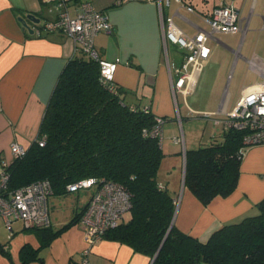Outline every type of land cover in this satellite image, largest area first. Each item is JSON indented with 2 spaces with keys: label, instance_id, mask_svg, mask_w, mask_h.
<instances>
[{
  "label": "crops",
  "instance_id": "0c3cea01",
  "mask_svg": "<svg viewBox=\"0 0 264 264\" xmlns=\"http://www.w3.org/2000/svg\"><path fill=\"white\" fill-rule=\"evenodd\" d=\"M73 1L69 9L71 16H74L76 4L80 2L91 3L107 15L112 30L95 36L94 49L100 59L119 58L122 61L115 72L114 84L125 91V99L129 103L149 107L155 116L163 118L161 150L164 157L160 168L164 164L167 168L164 180L158 179L157 174V181L175 200L173 226L204 243L224 225L255 214L256 205L264 199V145L247 148L235 189L227 197L213 198L206 206L184 185V171L185 151L200 147L208 122L221 126L220 135L222 125L214 121L226 118L241 99L244 88L260 87L264 83V0H184L194 8V13L187 12L170 0L168 7L164 8V15L172 17L174 23L188 26L190 32L180 29L187 36L193 37L200 30L210 34L205 41L210 55L190 94L194 96L193 106L185 98L183 111L177 107L176 95L171 88L176 75L167 63L175 64V61L167 57L168 41H163L157 0H120L118 3L117 0ZM221 3L233 5L247 20L243 37L240 33L211 34L202 21V17ZM29 14L39 19V23L27 20ZM56 16L52 3L0 0V161L12 159V144L26 150L35 141L59 74L75 55L74 42L64 33L42 30L37 36L28 31L41 28L44 21H52ZM19 19H23L28 27ZM250 59H254L262 72L249 67ZM239 66L240 74L246 76L247 83L232 105L233 97L228 87ZM200 82L201 90L196 94V86ZM197 113L206 121L201 134L194 133L192 129L194 124L201 122L190 120ZM178 125L183 127L182 147L179 146L180 141L174 142L179 140L176 136ZM209 133V140L216 136L211 129ZM88 191L82 202L79 196H70L74 192L48 198L51 231L61 229L75 214L83 211L93 194L92 189ZM32 235L36 243L35 247L30 245L37 248L40 242L35 234ZM85 248L86 237L77 223L39 249L37 259L28 264H81ZM87 258L89 264H152L153 261L125 244L103 238L90 248Z\"/></svg>",
  "mask_w": 264,
  "mask_h": 264
},
{
  "label": "trees",
  "instance_id": "16d2710c",
  "mask_svg": "<svg viewBox=\"0 0 264 264\" xmlns=\"http://www.w3.org/2000/svg\"><path fill=\"white\" fill-rule=\"evenodd\" d=\"M124 92L100 82L96 60L82 53L69 59L50 95L37 138L5 168L4 196L44 180L50 182L53 196L66 195L67 186L83 180L113 182L129 194V219L107 230L103 239L129 246L151 258L152 264H264V199L255 214L224 225L204 243L173 226L175 200L157 181L164 157L161 142L149 134L160 117L149 107L129 103ZM244 134L222 130L208 145L185 151L184 185L201 204L227 197L235 189ZM85 208L57 231L31 229L39 246L24 243L18 263L10 264L37 259L39 249L79 223Z\"/></svg>",
  "mask_w": 264,
  "mask_h": 264
},
{
  "label": "built area",
  "instance_id": "2783aa9c",
  "mask_svg": "<svg viewBox=\"0 0 264 264\" xmlns=\"http://www.w3.org/2000/svg\"><path fill=\"white\" fill-rule=\"evenodd\" d=\"M41 1L52 3L57 11V16L52 21H44L41 28H33L32 32L37 36L42 30L64 33L74 42L75 54L82 53L97 61L100 82L110 90H114L115 72L122 61L119 58L100 59L94 49L95 36L99 33H110L112 30L107 15L88 2L77 3L75 14L71 16L69 9L70 4L74 3L73 0ZM174 1L187 12H195L194 8L186 4L184 0ZM118 2L120 0H117ZM157 2L160 8L164 43L168 41L187 50L180 66L167 63L169 69L176 75L175 81L171 83L173 95L181 94L185 99L194 91L196 78L210 55V49L205 42L210 34L200 30L193 37L187 36L175 25L172 17L165 16L163 13L170 0H157ZM202 21L209 27L211 34L240 33L243 37L247 28V20L242 18L240 11L231 4L217 5L208 15L202 17ZM248 63L251 69L262 72L254 59L248 60ZM259 86L244 88L241 99L226 115V118L223 121H214L216 124H221L223 130L233 129L245 133L242 139L243 147L240 150L242 155L249 147L264 145V83ZM203 116L208 117V115ZM156 122L149 134L161 142L163 120L158 118ZM145 134H147L146 131ZM174 142L178 143L179 140L175 139ZM39 145L42 146L43 141H39ZM10 153L12 157H21L24 155L25 149L17 144H12ZM8 165L9 161H0V217L9 233L8 237L12 236V224L15 221H20L23 228L27 230L48 228L50 226L48 198L52 193L50 182L48 180L34 182L5 197L4 191L8 181L5 168ZM79 189H93V194L79 220V225L86 237V248L82 252L81 264H89L87 256L90 248L102 239L107 230L115 228L122 221L130 208V198L121 186L109 181H101L97 185L95 179H88L67 186L69 192ZM3 249L6 250V246Z\"/></svg>",
  "mask_w": 264,
  "mask_h": 264
},
{
  "label": "rangeland",
  "instance_id": "374dc122",
  "mask_svg": "<svg viewBox=\"0 0 264 264\" xmlns=\"http://www.w3.org/2000/svg\"><path fill=\"white\" fill-rule=\"evenodd\" d=\"M176 26L179 29H182L184 31H189L188 26H186L185 24H181L176 22L175 23ZM167 50H168V55L167 57H169L170 61H175V64L177 66H180L181 63L184 61L185 55L187 54V50L184 48H180V46L178 45H174L170 42L167 43ZM242 60H240L239 65H241ZM246 76L240 74V66L238 68L235 69V72L233 73L232 76V80L230 81L229 84V93L232 95V105L235 103V101L238 99L239 97V91L242 88V86L247 83L246 80ZM199 90H201V82L198 84V86H196V94L199 92ZM195 94V95H196ZM194 96L193 95H189L186 97L185 101L190 105L193 106L192 104V98ZM204 100V99H202ZM176 103H177V107L180 109V111H183L184 108V98L181 94H177L176 95ZM231 105V106H232ZM201 114H194L193 118L190 120L193 121H200L201 123L199 124V122H197L196 124L193 125L194 129V133H199L201 134L202 131L204 130V123L206 121H203V119L201 118ZM213 118V117H212ZM209 120V119H207ZM185 123L186 119L183 120ZM208 122V121H207ZM207 131H205L204 134V138L200 140V144L199 146H206L209 144V129H211V131L215 132L216 136L219 135L220 131H221V126H215L212 122H208V126H207ZM187 128V127H186ZM177 133L176 136L179 137V141H180V147H182L183 145V141H181V134H183V127L182 125L177 126L176 129ZM186 133V132H185ZM166 133L164 131V138H163V142L166 141ZM186 148V147H185ZM167 165L164 164L163 167L160 168L159 172H158V179H160L161 181L164 180V176L166 174H164L165 169ZM89 191L88 190H78L77 192L71 193L70 196L76 197L79 196L80 197V202H82L85 198L86 195ZM124 221H127L129 219V214H125L123 217ZM12 228H13V233L11 237H8V232L4 227V224L2 222V219L0 217V264H10L11 262L14 263H18V252L20 247L24 244V243H29L31 244L33 247H35V238H34V232L32 230H24L22 223L21 222H14L12 224ZM6 246V251H2V248Z\"/></svg>",
  "mask_w": 264,
  "mask_h": 264
},
{
  "label": "water",
  "instance_id": "95a60500",
  "mask_svg": "<svg viewBox=\"0 0 264 264\" xmlns=\"http://www.w3.org/2000/svg\"><path fill=\"white\" fill-rule=\"evenodd\" d=\"M26 19L29 20V21H31V22H34V23H39V19L35 18V16L32 15V14L27 15V16H26ZM19 20H20L21 23H23V25H24L26 28L28 27L27 25H25V21H24L23 19H19ZM28 31H29V33H32L31 29H28ZM165 238H166V237H165ZM156 255H157V254H156ZM156 255H155V257H156ZM155 257H154V258H155Z\"/></svg>",
  "mask_w": 264,
  "mask_h": 264
}]
</instances>
